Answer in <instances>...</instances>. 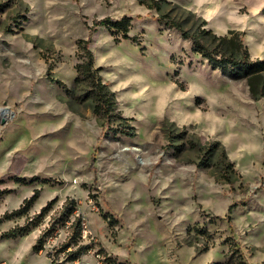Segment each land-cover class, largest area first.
Returning a JSON list of instances; mask_svg holds the SVG:
<instances>
[{
  "label": "rangeland",
  "instance_id": "374dc122",
  "mask_svg": "<svg viewBox=\"0 0 264 264\" xmlns=\"http://www.w3.org/2000/svg\"><path fill=\"white\" fill-rule=\"evenodd\" d=\"M154 1L161 7L150 8ZM0 7V264H97L96 251L124 264H264V98L250 96L246 78L213 69L166 23L240 31L251 57L264 58V0H0ZM124 15L133 17V38L92 30L95 66L117 101L98 115L86 96L91 86L75 80L78 42L94 18ZM204 157L209 165L199 167ZM36 188L29 212L7 220ZM79 215L82 236L70 226ZM30 225L27 235L1 238ZM74 235L93 251L69 260ZM40 239L44 248L34 251Z\"/></svg>",
  "mask_w": 264,
  "mask_h": 264
},
{
  "label": "trees",
  "instance_id": "16d2710c",
  "mask_svg": "<svg viewBox=\"0 0 264 264\" xmlns=\"http://www.w3.org/2000/svg\"><path fill=\"white\" fill-rule=\"evenodd\" d=\"M150 8H160L161 5L157 1L149 4ZM3 7H0L2 10ZM133 17L130 15H124L120 18H115L112 16H105L102 18H94L90 28V36L86 39H81L78 42V49L83 56V60L76 65L77 76L76 82H85L91 86V91L86 95H91L94 100L93 112L98 115H109L116 108V98L115 92L109 88V83L104 81L102 75H100V67L95 66L94 53L90 47L92 30L102 26L113 29L116 32H121L125 38H133L129 32L132 27ZM168 23L170 26L179 30L182 36L186 39L193 41L194 49L199 52L204 58L208 60V63L213 69H219L224 74L234 78H246L250 90V96L254 100L264 98V58L253 59L249 52L247 45L243 39V33L236 30H231L228 35H218L214 33L211 29H200L199 31L192 32L186 29L182 23L179 21L168 18ZM206 23V21H204ZM8 30V28H7ZM205 34L210 35V43L204 41ZM52 81H55L53 77H50ZM60 82V81H58ZM119 114V113H117ZM122 117V115L119 114ZM125 119V117H123ZM211 153V149L207 150V154ZM225 156L226 153H225ZM209 165L208 158L204 157L198 162L199 167H204ZM19 183H28L25 178L17 177L15 179ZM40 195V189L36 188L34 193L26 197L22 204L10 211L6 212L4 217L7 220L13 219L25 215L29 212L35 202L38 200ZM56 202V198L51 199L45 206L42 207L41 212L38 215V221L32 226H36L41 221L47 212L52 208L53 204ZM233 205L229 207L232 210ZM76 212V205L69 210V217L65 220L68 221L70 216L74 215ZM221 218V217H219ZM83 221L79 215L74 217L71 221V227L75 225L76 232L81 234L83 229ZM31 231V225L25 228L15 227L9 229L1 234L3 239H13L20 236L27 235ZM50 232V231H49ZM55 231H52L54 233ZM49 235L45 233L44 236ZM51 235V234H50ZM73 240L69 241L65 246L66 249L76 246L74 251H71L69 260H76L81 255L86 253L91 246L88 244L81 245L75 239L76 235L71 237ZM40 243L33 246L34 251H41L44 248L45 241L40 239ZM209 247L206 245L203 250H207ZM116 260V259H115ZM121 264H124L120 261ZM221 264V263H218ZM242 264H249L246 260H242Z\"/></svg>",
  "mask_w": 264,
  "mask_h": 264
},
{
  "label": "built area",
  "instance_id": "2783aa9c",
  "mask_svg": "<svg viewBox=\"0 0 264 264\" xmlns=\"http://www.w3.org/2000/svg\"><path fill=\"white\" fill-rule=\"evenodd\" d=\"M93 249L92 247L84 254H88L90 252H92ZM83 254V255H84ZM95 256H96V261L97 264H121L120 261L114 257H112L111 255L103 252V251H96L95 252ZM80 258V257H79ZM78 258V259H79ZM76 259V260H78ZM116 259V260H115Z\"/></svg>",
  "mask_w": 264,
  "mask_h": 264
},
{
  "label": "bare ground",
  "instance_id": "6f19581e",
  "mask_svg": "<svg viewBox=\"0 0 264 264\" xmlns=\"http://www.w3.org/2000/svg\"><path fill=\"white\" fill-rule=\"evenodd\" d=\"M13 115V113H11V112H3L2 114H1V116L3 117V119L4 118H7V117H11Z\"/></svg>",
  "mask_w": 264,
  "mask_h": 264
}]
</instances>
